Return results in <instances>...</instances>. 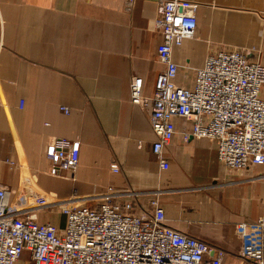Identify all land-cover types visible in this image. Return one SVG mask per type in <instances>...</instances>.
<instances>
[{
  "label": "crops",
  "instance_id": "1",
  "mask_svg": "<svg viewBox=\"0 0 264 264\" xmlns=\"http://www.w3.org/2000/svg\"><path fill=\"white\" fill-rule=\"evenodd\" d=\"M190 1L199 4L198 23L195 38L174 49L179 64L196 68L230 48L264 62V0ZM159 2L137 0L127 11L124 0H0V181L14 191L28 181L81 201L108 186L136 190L137 210L159 192L169 226L223 252V264H249L235 225L264 218V166L226 168L216 139L185 141L190 124L175 118L164 170L153 153L150 108L132 102L133 77H143L144 95L151 96L163 68ZM193 78L191 71L185 84ZM66 137L81 141V158L74 173L57 176L46 148ZM56 212L37 217L63 227ZM17 264H33L28 250Z\"/></svg>",
  "mask_w": 264,
  "mask_h": 264
},
{
  "label": "built area",
  "instance_id": "2",
  "mask_svg": "<svg viewBox=\"0 0 264 264\" xmlns=\"http://www.w3.org/2000/svg\"><path fill=\"white\" fill-rule=\"evenodd\" d=\"M136 1L124 0L126 10L131 11ZM159 5L155 28L163 68L151 96L144 95L143 77L134 76L131 97L150 108L156 137L152 148L160 167L170 166L164 152L177 132L175 118L190 124L182 133L185 141L216 139L219 161L226 168L264 166V62L230 48L208 55L196 68L179 64L173 52L195 38L199 4L160 0ZM191 71L193 83L186 85ZM80 152L79 139L55 138L46 148L49 171L57 176L74 173ZM6 163L18 165L12 158ZM111 170L120 172L119 164L112 163ZM141 196L136 190L108 186L101 196L81 201L76 194L61 198L40 192L28 181L14 191L1 180L0 264H17L25 250L33 264H223V252L167 224L159 192L150 196L145 209L137 210ZM51 211L66 216L63 227L37 217ZM235 233L242 242L243 259L264 264V218L236 224Z\"/></svg>",
  "mask_w": 264,
  "mask_h": 264
},
{
  "label": "rangeland",
  "instance_id": "3",
  "mask_svg": "<svg viewBox=\"0 0 264 264\" xmlns=\"http://www.w3.org/2000/svg\"><path fill=\"white\" fill-rule=\"evenodd\" d=\"M56 214L59 216V218L61 219V221L64 223L66 222V216L65 215H62L61 212H56Z\"/></svg>",
  "mask_w": 264,
  "mask_h": 264
}]
</instances>
